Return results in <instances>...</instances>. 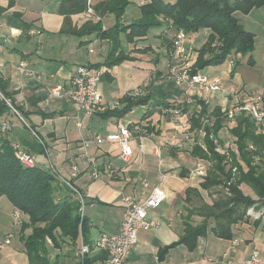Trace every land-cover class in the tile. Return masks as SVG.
<instances>
[{
  "label": "crops",
  "instance_id": "0c3cea01",
  "mask_svg": "<svg viewBox=\"0 0 264 264\" xmlns=\"http://www.w3.org/2000/svg\"><path fill=\"white\" fill-rule=\"evenodd\" d=\"M102 1L104 0H91V5L95 9ZM133 1L130 0L127 7ZM139 4L144 2L141 0ZM76 6L73 1L62 3L61 0H15L10 6L8 0H0V71L3 72L0 78L4 80L5 91L9 93L14 106L21 111L24 120L21 122L12 115L4 117L12 122V129L8 133L11 143L25 147L26 151L35 156V165L39 167L41 166L37 164L36 157L38 153L43 154L47 159L46 169L53 165L63 178H68L71 164L79 167V173L72 179V183L85 201V232L92 247L85 262H82L76 255L80 239L74 244L70 241L61 242L59 248L50 246L49 264H103L106 255L94 247V242L100 234H113L119 230L123 217L122 195L133 194L143 201L156 187L164 192L165 198L159 206L148 210V219L151 223L157 222V225L148 230H139L137 242L129 256L135 264H244L253 251H258L264 259V230L254 227L255 218L251 216L248 222L233 226L231 239L215 236L211 230L214 222L209 219L205 235L198 236L193 248L181 241L191 226L202 223L203 217L198 207L204 203L211 204L217 196L214 190L202 187L204 178L189 175V171L199 161L205 160L193 156L196 147L206 148L207 135L205 131L193 133L199 127V121L196 122L195 119L200 115L204 104L208 107V112L217 107L224 110L230 106L227 91L211 92L195 85L185 89L168 78L170 67L188 68L194 62L195 54L190 59L189 52L181 59L170 56L171 42L177 31L167 22L150 29L145 39L133 43H128L124 34H121V50L131 59L105 67L103 63L110 48L109 43L106 39L99 38L98 34L77 33L86 21L97 20H82L80 14L71 13ZM247 15L251 20L249 29L245 28L242 19L239 20L254 35L255 30L259 32L262 51L261 56H253L250 63L245 62L258 78L253 76L240 84H244L245 88L261 91L264 90V6L252 9ZM139 17L140 12L128 18L129 20L123 16L121 23L126 25ZM101 21L103 28L108 29L114 25L115 18L108 13ZM32 29L40 31V34H29ZM197 34L199 32L193 34L195 38L202 36ZM191 35L184 42L188 51L190 47L198 48L192 44ZM207 35L208 30L203 38L206 39ZM90 42L93 43L92 52L88 51ZM103 44L106 45L104 57H91ZM19 61H25L40 79L20 74L17 70ZM135 61L152 65L151 69L164 73L168 81L183 89L181 99L175 96L176 100L173 98L163 101L160 107L149 109L139 117V106L149 103L153 92L149 90L150 87L142 89L139 85H132L131 75L126 78L127 81L120 82L119 72L122 64ZM83 64L100 69L98 90L102 104L118 102L115 108L84 117L66 96H48L49 89L57 84L68 88L76 67ZM229 64L231 65L230 62ZM160 65L164 66V72L158 68ZM204 70L199 73L204 74ZM230 76H233L231 72ZM215 78H219L221 83L219 76L213 79ZM118 81L121 84H117V91L120 88L121 95L111 96L113 89L116 90L113 84ZM233 83L235 82L232 80L228 82L230 92L235 89ZM133 87L142 89L141 96L146 99L145 102H135L134 99L138 97L126 98ZM174 91L177 92V89ZM131 101L133 104H130ZM172 104L181 108L179 115L162 111L165 105ZM80 121L82 124L78 126ZM183 121H189L190 124L187 139L184 137L185 129L180 125ZM225 122L233 124L232 121ZM29 126L32 128H28ZM120 126H127L131 131L133 158L128 164L118 159L119 148L114 140L105 138L98 144L93 139L94 134L104 137L115 134ZM19 132L22 135L25 133L21 139L17 137ZM228 133L224 128L218 132L221 145ZM83 139L89 141L87 147L83 146ZM89 156L94 157L97 162L99 178L90 176ZM107 165L111 166V170L107 169ZM57 180L59 191L62 195H68L70 190L58 178ZM4 198H0V237L12 231L13 238L10 245L0 249V264H29L19 237L21 223L15 222V208L12 204L8 200L2 204ZM20 219L24 221L26 216L21 213ZM233 239H241V242L234 245Z\"/></svg>",
  "mask_w": 264,
  "mask_h": 264
},
{
  "label": "trees",
  "instance_id": "16d2710c",
  "mask_svg": "<svg viewBox=\"0 0 264 264\" xmlns=\"http://www.w3.org/2000/svg\"><path fill=\"white\" fill-rule=\"evenodd\" d=\"M14 1L8 0V5H13ZM70 1L77 5L71 13L81 15L87 0H61L62 3ZM129 3L130 0L102 1L94 10L101 18L108 13L113 14L114 25L103 29L101 20H88L77 31L78 34H98L99 38L108 41L110 48L103 63L105 67L131 59L121 50V34H124L128 43H133L145 39L150 29L160 27L164 22L169 23L176 31L183 30L186 37L208 30L194 62L187 68L191 73L229 61L233 75L242 60L246 63L253 60L254 33L244 28L236 13H248L254 8L262 7L264 0H174L173 3L146 0L140 6V17L124 25L121 19ZM0 92L10 98L4 89L2 78ZM142 97L139 96L134 101L145 102L146 99ZM130 104H133L132 101ZM14 107L18 110L17 106ZM110 109L112 108L105 111ZM205 113L218 115L221 114V109L217 107L208 112V107L204 104L200 115ZM7 115L16 116L0 98V121ZM197 119L196 122L199 121ZM224 121L223 117L216 119L214 135L218 138V132L224 128L233 136L235 147H227L222 153L206 135V148L196 147L193 156L205 159L210 164L202 187L206 190H211L216 185L222 187V190L227 187L229 195L224 191L216 192V199L211 204L204 203L198 207L203 217L202 223L191 226L181 239L190 248L195 246L198 236L205 235L209 219L214 222L211 230L215 236L231 239L233 226L250 220L246 211L253 205L263 211L261 217L253 220V225L264 230V132H260V125L245 113L236 116L232 126L228 127ZM232 167L237 170L234 176ZM242 185L247 186L255 198L246 193ZM59 190L57 177L49 169L45 170L37 165H22L15 156L9 134L0 137V198L5 197L15 210L27 217V220L21 221L19 237L29 264H49V247L59 248L64 241L74 244L80 239L92 247V242L86 238L87 221L85 216L82 219L80 217L78 200L69 191L68 195H62ZM27 229L30 230L26 232ZM85 257L86 255L82 262H85Z\"/></svg>",
  "mask_w": 264,
  "mask_h": 264
},
{
  "label": "built area",
  "instance_id": "2783aa9c",
  "mask_svg": "<svg viewBox=\"0 0 264 264\" xmlns=\"http://www.w3.org/2000/svg\"><path fill=\"white\" fill-rule=\"evenodd\" d=\"M81 19H95L101 20V17L95 12L94 8L91 5V0L86 1V8L81 13ZM104 29V28H103ZM29 34H40V31L32 29L29 31ZM186 34L183 30L176 32L175 36L171 42L170 56L175 59H181L188 55V50L184 46L186 41ZM88 51H93V43L88 44ZM17 70L20 74L25 76H34L36 79H40V76L36 74L31 68L28 67L25 61H19L17 64ZM100 69L94 68L89 64H83L76 67L71 79L70 86L65 88L63 85H55L51 87L48 91L49 97H63L66 96L75 107L80 110L84 117H90L99 111H103L108 108H115L118 105V102L102 104L101 95L98 90V80L100 76ZM0 75L3 76V72L0 71ZM169 79H173L177 85L184 87L185 89L189 86H200L204 90L211 92H224L222 86H220L219 78H215L211 81L208 80V77L199 72L191 73L187 68H178L176 66L170 67L167 72ZM143 94V91L140 87H133L126 96L134 99ZM0 98L12 109L14 114L24 122L23 117L20 112L13 106L12 100L6 98L0 92ZM189 100V99H188ZM162 111L166 114L179 115L181 112L180 107L165 105L162 108ZM241 113H245L255 120V122L260 125V132H264V90L256 91L251 89L245 96L242 97L238 102L232 103L228 108L221 110V114L213 115L211 113H205L198 116L199 127L196 132L207 131V135L213 144L218 146L219 140L214 135L213 129L216 123L217 118H224L225 121H233L236 116ZM82 122H78L77 125L81 126ZM181 127L185 129V139L190 135V124L189 121H183L180 123ZM12 129V122L5 118L0 121V137L6 133H9ZM209 130V131H208ZM35 135V133L33 132ZM175 137V136H174ZM105 138L114 140L119 148L118 159L124 163L128 164L132 161L133 150L131 146V131L127 126H120L117 133L109 135L107 137L102 136L101 134H94L93 139L98 144L102 143ZM82 144L84 147L89 145V141L83 139ZM180 146L182 144L180 143ZM13 149L15 156L18 161L27 167H32L35 165V156L32 153L26 151L21 145L14 143ZM88 163L90 164V176L94 179L100 177V172L97 168V162L94 157H87ZM207 162V161H206ZM205 160L199 161L196 166H194L190 171V177L204 178L206 173L209 170L210 164L206 163ZM107 169L111 170V166L107 165ZM49 170L53 173L60 181L63 183L79 202V213L81 219L84 217V206L85 201L83 196L80 194L78 189L73 185L72 179L77 177L79 173V167L76 164H71L69 170L68 178H63L58 175L56 169L53 165L49 166ZM237 172L236 167H232V175L234 176ZM229 183V182H228ZM226 193L228 192L227 187L224 188ZM165 198L164 192L156 187L150 195L140 201L136 195L133 194H124L122 195V205H123V217L120 224V228L116 233L100 234L95 242L94 247L105 252L106 258L103 264H135L129 259L131 250L137 242V235L139 230H148L157 225V222L151 223L148 219V210L153 209L159 206ZM247 215L255 219L262 216L263 211L260 210L257 215H252L250 210H247ZM251 214V215H250ZM259 214V215H258ZM20 211L15 210V222L16 224L21 223ZM13 238V232L10 231L0 237V249L5 248L10 245ZM238 242H241V239H233L232 244L236 245ZM90 252V246L80 243L76 255L81 259ZM264 263V259L260 257L258 251H253L244 264H260Z\"/></svg>",
  "mask_w": 264,
  "mask_h": 264
},
{
  "label": "rangeland",
  "instance_id": "374dc122",
  "mask_svg": "<svg viewBox=\"0 0 264 264\" xmlns=\"http://www.w3.org/2000/svg\"><path fill=\"white\" fill-rule=\"evenodd\" d=\"M141 0H134L133 3L127 7L124 11V18H126L127 20H129L128 18H131L133 16H136L139 14L140 12V5L139 2ZM144 3L146 2V0H142ZM174 0H164V2H170V3H173ZM252 15V14H250ZM236 16L240 19H242L243 21V24L245 26V28L249 29L250 28V19H249V16L247 15V13H241V12H237L236 13ZM251 17V16H250ZM253 17V16H252ZM206 29L205 30H201L199 32V34H197L198 36L199 35H202L200 37H197L195 38L194 35L192 34L191 35V41H192V44H194V47H198L197 49H194L192 47H190L192 49L189 48V55H188V58L190 59L191 55L194 56V58H196L197 56V50L203 45V43L205 42L206 39H204L203 37V34L205 33ZM255 38H254V49H253V52H252V56L254 57H259V54L261 56V51H262V47L259 46V43H260V35H259V32L257 30H255ZM97 46V45H95ZM106 45L103 44V47L102 48H97L96 52L91 55V57H99V58H103V53L106 52ZM193 50H195V53H193ZM82 51V54H84L83 50ZM101 53V54H99ZM232 65V64H231ZM229 64V61L223 63L222 65H219V66H215V67H211V68H208L206 70H204V74L208 77V80L211 81L213 80V78L215 76H219L222 81L220 83V85L223 87L224 89V92L225 90L227 91L226 93V96L227 98H229L230 101V104L231 105L232 103H236L238 102L240 99H242L243 96H245L246 94H248L249 91H251V89H248V88H245V85L243 84H240L242 83L243 81H247L248 79H251L254 77L258 78L257 74L255 73L254 70H252L249 66H246L245 65V60H242V64L239 65L235 71V73H233V76L231 77L230 76V66ZM232 67V66H231ZM153 68L152 65H147L146 63L144 62H133L131 64H122L120 66V82H124V81H127V77L129 75H131V80L132 81V85L134 86H137L139 85L142 89L143 88H146V86L150 87L149 90H151V92H153V96H152V99L149 103H145L141 106H139V109L140 111L137 112V115H139V117H142V115L144 114V112H146L147 110L149 109H154V108H158L160 107V105L164 102H167L171 99L174 98V100H176L175 96H178L177 99H181V97L183 96V89H180L178 88L177 86H175L173 84V82L171 81H168L165 74L164 73H159V72H156V70H153L151 69ZM162 72H164V66H159L158 67ZM253 71V73H252ZM263 72V71H262ZM232 78V79H230ZM232 80V82H235L233 83L232 85L234 86V90H232V92L228 91V82ZM102 82V81H101ZM119 81L118 82H114L113 84V87H115L116 90L113 89L112 91V95L111 96H118V95H121L120 93V88H119V91H117V84L120 85ZM131 85V84H130ZM175 89H177V92L178 94L176 95V91H174ZM258 91V90H256ZM233 98L235 99L233 101ZM229 106H227L226 108H228ZM13 117H15L13 115ZM225 122V121H224ZM233 122V121H232ZM226 125V124H224ZM233 125V124H231ZM231 125H227L228 127L231 126ZM26 131V129H25ZM22 136H25V133L22 135V132H19L17 133V137L18 139H21ZM234 138L231 134H227L224 139H223V145H221L220 143H218V149L224 153L226 151V148L229 147V148H234L235 145H234ZM223 147V148H222ZM52 154V153H51ZM36 162L38 165L41 166L42 169H46V166L48 165L46 163L47 159L45 158V156L41 153H38L37 157H36ZM206 162V161H205ZM207 163V162H206ZM46 164V165H45ZM242 189L248 193L249 195H251L252 197L255 198L254 196V193L247 187V186H243L242 185ZM212 190L216 192H223L225 191L222 190V187L220 186H213ZM226 195H229V193H226L224 192ZM216 195V194H215ZM220 196V194H219ZM218 196V197H219ZM7 202V199L4 198L2 200V204L4 202ZM5 202V203H6ZM256 205H253V206H250L248 207L247 210H250L251 214L252 215H257V213L261 210V209H256L255 208ZM247 212V211H246ZM250 214V215H251ZM247 215V213H246ZM259 215V214H258ZM26 220H27V217H26ZM30 230V229H29ZM28 229L26 230V232L29 231ZM17 241V240H16ZM27 258V256H26Z\"/></svg>",
  "mask_w": 264,
  "mask_h": 264
}]
</instances>
